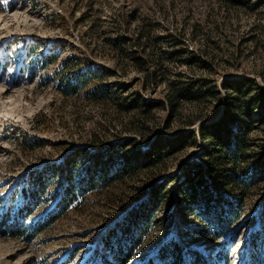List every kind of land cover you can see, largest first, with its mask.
Wrapping results in <instances>:
<instances>
[{
	"label": "rangeland",
	"instance_id": "obj_1",
	"mask_svg": "<svg viewBox=\"0 0 264 264\" xmlns=\"http://www.w3.org/2000/svg\"><path fill=\"white\" fill-rule=\"evenodd\" d=\"M179 74L218 92L183 104L182 118L173 116L168 127V108L155 106L153 134L174 136L216 120L226 78L250 77L264 87V0H0V225L16 219L31 171L53 174L21 217L24 232L0 233V264H103L105 236L155 183L163 198L128 264H160L157 248L167 241L179 244L180 264L189 248L204 264H252L254 245V256L264 259V178L220 234L207 225L203 206L188 208L175 188L186 164L202 160L198 137L169 154L152 179L139 170L56 206L68 160L79 155L84 170L111 141L142 142L129 130L137 111L123 103L164 100L166 82ZM196 111L201 116L184 123ZM251 136L262 144L264 128ZM37 221L42 227L31 235Z\"/></svg>",
	"mask_w": 264,
	"mask_h": 264
},
{
	"label": "trees",
	"instance_id": "obj_2",
	"mask_svg": "<svg viewBox=\"0 0 264 264\" xmlns=\"http://www.w3.org/2000/svg\"><path fill=\"white\" fill-rule=\"evenodd\" d=\"M199 81L200 78H184L179 74L176 79L166 82L164 100L151 102L136 96L123 103L126 110L137 111L136 119L128 120L129 130L137 132L142 142L137 144L130 137L111 141L104 150L94 152L93 162L84 170H80L79 155L69 159L64 168L65 183L58 192L57 208H66L83 191L124 181L139 170L145 171L150 179L156 177L165 167L169 154L186 147L189 139L198 137L203 142L202 160L188 162L182 177L173 181L188 208L198 210L202 205L199 211L205 214L207 225L219 234L225 232L240 216L243 200L249 190L264 178V142L255 144L251 136L253 131L264 128V87L250 77L226 78L221 81L225 92L222 113L216 120L202 122L196 128L180 131L174 136L161 132L153 134L156 123L151 120V115L155 106L168 108L169 118L165 121V127H168L173 116L182 114L183 104L198 102L202 97L218 92L212 87L202 88ZM197 116H201L197 111L191 112L188 119L183 121L188 125L193 124ZM181 118L182 115L179 116ZM92 141L96 143L101 138ZM131 144L135 146L127 149ZM43 173L30 172L29 182L23 187V200L15 212L16 219L0 225V233H5L7 229L11 234L24 232L20 227L22 215L32 212L34 205L39 203L37 197L52 179L53 174L47 176ZM159 185L152 184L147 198L130 207L118 222V228L105 236L103 245L109 256H102L103 264H128L153 223L154 211L163 198ZM54 216L48 215L42 222L46 223ZM42 222L30 224L28 230H32L31 235L41 229ZM258 233L260 235L259 229L252 234L254 244ZM255 247L250 262L264 264L263 258L254 256L258 249ZM186 253L188 261L182 264H204L201 253L190 248ZM170 256L174 257L175 264H180L183 257L179 244L173 241H167L157 248L160 264H168ZM148 264H154V261L150 260Z\"/></svg>",
	"mask_w": 264,
	"mask_h": 264
}]
</instances>
